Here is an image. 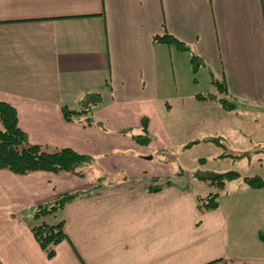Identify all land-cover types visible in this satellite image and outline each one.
I'll use <instances>...</instances> for the list:
<instances>
[{
    "label": "crops",
    "instance_id": "obj_1",
    "mask_svg": "<svg viewBox=\"0 0 264 264\" xmlns=\"http://www.w3.org/2000/svg\"><path fill=\"white\" fill-rule=\"evenodd\" d=\"M87 95L96 105L67 121ZM0 102L29 144L94 164L83 177L0 169V264H264V187L229 182L200 210L211 191L156 157L212 139L231 156L264 149V0H0ZM143 120L148 145L134 139ZM71 193L87 194L33 217ZM42 223L66 235L50 257Z\"/></svg>",
    "mask_w": 264,
    "mask_h": 264
},
{
    "label": "trees",
    "instance_id": "obj_2",
    "mask_svg": "<svg viewBox=\"0 0 264 264\" xmlns=\"http://www.w3.org/2000/svg\"><path fill=\"white\" fill-rule=\"evenodd\" d=\"M155 41L161 42L167 45H172L176 49L181 51H188V48L179 40L164 34L162 36H156ZM197 58L192 56V62L197 65ZM195 65V66H196ZM222 90H225L224 85H222ZM220 85V87H222ZM203 99H208L206 96H199ZM99 99L98 95H87L84 99V104L86 105L83 111L70 110L67 107L62 108L63 117L67 121H71L86 114L90 111L91 106L96 105V100ZM220 105L226 111H231L234 109L232 104H229L226 100L220 99ZM0 122L2 129L0 130V169L8 170L14 174L24 175L30 172H68L72 173L78 177H83L82 172L84 166L90 165L93 160L91 157L78 154L71 149H60L55 151H49L38 145H31L28 143L26 135L19 129L17 125V115L13 107L5 102H0ZM88 124L91 122L87 121ZM137 143L141 145H148L151 142L149 135L147 134V121H142V134L134 136ZM211 143H214L218 147H222L219 140L212 139ZM199 143L198 141L193 142V144ZM189 147V145L187 146ZM222 155L221 158L230 157L234 160L242 158H251V154L264 153V149H259L254 152H247L241 156H231L229 154ZM200 163L201 160H200ZM197 180L206 184L210 188H215L217 191L210 192L204 197H198V208L200 210H212L217 208V199L221 192L226 188L229 182L241 179V181L252 189H260L264 187V181L258 176H243L241 177L239 173L234 171H228L221 174L207 176L202 174L200 171L195 174ZM157 179L152 180L151 185L148 187L149 193H155L162 189V185L153 184L157 182ZM170 182L167 180L164 185H169ZM71 193L59 196L54 202L45 205H39L33 210V217L38 219L51 214H54L61 210L66 204L70 203L79 196L86 195ZM32 233L36 241L38 242L41 249L46 253L48 257L52 256L54 253V246L60 241L66 238L63 232L62 223L55 225H48L42 223L32 229Z\"/></svg>",
    "mask_w": 264,
    "mask_h": 264
},
{
    "label": "rangeland",
    "instance_id": "obj_3",
    "mask_svg": "<svg viewBox=\"0 0 264 264\" xmlns=\"http://www.w3.org/2000/svg\"><path fill=\"white\" fill-rule=\"evenodd\" d=\"M196 64L194 63V66ZM201 76L195 73L196 80L200 78ZM172 105V103L170 102ZM218 110V109H216ZM215 117H218V114L213 113ZM252 141H255V138H252ZM254 145V142H252ZM253 148V147H252ZM251 148V149H252ZM164 153V152H162ZM162 153L156 154L157 158H164L168 159L169 161H175L177 160L183 167L186 169V171L190 174L192 181L196 180L195 174L199 171L202 174H205L207 176L221 174L228 171H234L239 173L241 177L243 176H258L264 181V153H259L258 155L252 154L251 158H242L234 160L230 157L221 158L224 154V151L222 148L217 147L212 144L207 145H199L198 147H195L193 149H187V150H181L179 149V146L177 148H174L171 152H165L164 157H162ZM204 160L202 163H200V160ZM93 162L90 165L84 166L83 173L85 176L87 171H93L92 166ZM158 180V179H157ZM199 185V189L202 191H211L215 192L217 191L215 188L207 187L203 182L201 181H194ZM236 184H240L241 179H238L235 181ZM158 184L159 181L153 183ZM231 186V185H230Z\"/></svg>",
    "mask_w": 264,
    "mask_h": 264
}]
</instances>
